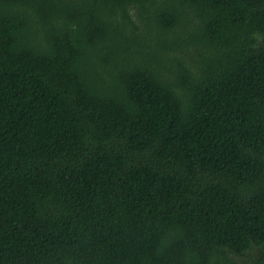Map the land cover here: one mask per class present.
<instances>
[{
    "label": "trees",
    "instance_id": "1",
    "mask_svg": "<svg viewBox=\"0 0 264 264\" xmlns=\"http://www.w3.org/2000/svg\"><path fill=\"white\" fill-rule=\"evenodd\" d=\"M0 264H264V0H0Z\"/></svg>",
    "mask_w": 264,
    "mask_h": 264
}]
</instances>
